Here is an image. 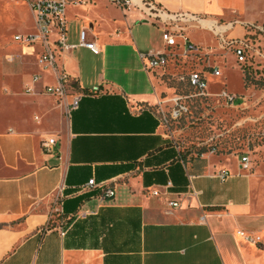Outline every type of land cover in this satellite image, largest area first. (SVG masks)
<instances>
[{"label":"crops","instance_id":"1","mask_svg":"<svg viewBox=\"0 0 264 264\" xmlns=\"http://www.w3.org/2000/svg\"><path fill=\"white\" fill-rule=\"evenodd\" d=\"M34 1L0 0V264H264L261 175L240 160L184 161L162 130L157 106L168 88L142 59L163 30L147 2L231 37L208 22L230 19L246 0H67L74 47L56 56L68 76L63 96L43 90L57 80L36 63L40 45L14 40L36 32ZM83 28L97 52L79 45ZM106 188L114 195L102 199Z\"/></svg>","mask_w":264,"mask_h":264},{"label":"rangeland","instance_id":"2","mask_svg":"<svg viewBox=\"0 0 264 264\" xmlns=\"http://www.w3.org/2000/svg\"><path fill=\"white\" fill-rule=\"evenodd\" d=\"M217 21L222 29H231L227 33L229 36L242 40L244 60L237 61L230 48H220L218 37L199 23L188 25L186 35L200 50L181 56V49H175L176 53L167 65L154 71L168 88L162 92V97L168 99L179 95L186 107L180 117L162 125V130L186 162L207 156L221 162L231 159L230 163L236 166L242 156H247L246 169L259 172L262 177L259 194L264 199V0H246L242 11L230 19L219 18ZM15 46L13 43L3 52H14ZM168 51L170 49L164 46L160 37L159 49L144 53ZM212 67L218 68V76L211 75ZM193 71L204 74L207 81L205 95H199L188 85L186 78L179 79ZM48 81L52 82L51 79ZM222 91L231 95L232 100L220 95ZM169 106V102L164 104L166 115ZM21 114L29 117L33 110L22 108Z\"/></svg>","mask_w":264,"mask_h":264},{"label":"built area","instance_id":"3","mask_svg":"<svg viewBox=\"0 0 264 264\" xmlns=\"http://www.w3.org/2000/svg\"><path fill=\"white\" fill-rule=\"evenodd\" d=\"M120 7L129 6L131 0H110ZM67 0H35L31 5V10L36 25V32L30 34H17L14 36V40L24 47H33L38 44L41 47V51L37 56L36 63L41 70L52 69L54 71L57 85L56 86H44V92L47 94H54L63 96V84L68 82V76L64 71H58L56 66V56L64 51L72 49L74 46L67 42L66 33V21H65V7ZM146 13L148 17L158 19L162 25V41L165 47L170 51L160 52L156 54H146L142 56L144 60L143 65L146 71H151L156 68H163L167 65L169 58L174 56L175 49H181L179 55L187 56L189 53L198 52L200 49L192 44L186 35V27L194 22H198V18L195 15L186 12L170 13L166 12L162 8L156 7L152 2L146 3ZM219 39V47L230 48L236 56L237 61L242 62L244 60V46L242 40L235 39L233 37H227L224 31L216 32L214 34ZM79 45L85 46L88 49L97 52L98 48L94 42L89 41L87 38L86 29H81L79 32ZM8 62L13 60V57L8 55L6 57ZM211 75L218 76L220 74L218 68L212 67L210 71ZM39 78L38 75H34L32 80L36 81ZM186 81L188 85L193 87L199 95H205L207 88V81L201 72L193 71L186 75V77H179L180 80ZM30 90V89H28ZM227 100H232V96L222 91L220 93ZM80 100L79 95H75L69 103V109H75L78 106ZM170 103L167 115L164 111L163 102H158V109L161 124L166 126L168 120H175L181 116L186 110L182 97L179 95H173L164 102ZM55 144V138L50 137L44 139L41 143L42 147L47 151H52ZM249 160L247 156L240 158V165L243 168H247ZM216 176L221 180H225L229 176L227 169H222L216 172ZM93 184V179L88 181V185ZM158 191H153V194H157ZM114 190L110 188L104 189L101 195L102 199L107 197H113ZM169 205L175 207L178 205L177 201H170Z\"/></svg>","mask_w":264,"mask_h":264},{"label":"bare ground","instance_id":"4","mask_svg":"<svg viewBox=\"0 0 264 264\" xmlns=\"http://www.w3.org/2000/svg\"><path fill=\"white\" fill-rule=\"evenodd\" d=\"M208 25L209 26H213V25H215V27L217 28V29H220V28H222V26H218V25H216L214 22H212V21H209L208 22Z\"/></svg>","mask_w":264,"mask_h":264}]
</instances>
